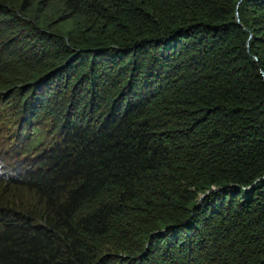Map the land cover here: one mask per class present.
Returning <instances> with one entry per match:
<instances>
[{
    "label": "trees",
    "instance_id": "trees-1",
    "mask_svg": "<svg viewBox=\"0 0 264 264\" xmlns=\"http://www.w3.org/2000/svg\"><path fill=\"white\" fill-rule=\"evenodd\" d=\"M0 136V264H264V0H0Z\"/></svg>",
    "mask_w": 264,
    "mask_h": 264
},
{
    "label": "rangeland",
    "instance_id": "rangeland-1",
    "mask_svg": "<svg viewBox=\"0 0 264 264\" xmlns=\"http://www.w3.org/2000/svg\"><path fill=\"white\" fill-rule=\"evenodd\" d=\"M10 133V131H7V135ZM2 136H0V152H2V151H4L5 150V148L2 146Z\"/></svg>",
    "mask_w": 264,
    "mask_h": 264
},
{
    "label": "water",
    "instance_id": "water-1",
    "mask_svg": "<svg viewBox=\"0 0 264 264\" xmlns=\"http://www.w3.org/2000/svg\"><path fill=\"white\" fill-rule=\"evenodd\" d=\"M205 195H206V194H202V195H201V199H202Z\"/></svg>",
    "mask_w": 264,
    "mask_h": 264
}]
</instances>
